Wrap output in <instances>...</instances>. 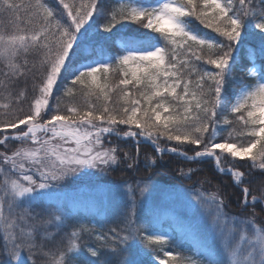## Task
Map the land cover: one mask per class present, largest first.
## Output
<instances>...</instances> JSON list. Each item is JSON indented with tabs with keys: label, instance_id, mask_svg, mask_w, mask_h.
Instances as JSON below:
<instances>
[{
	"label": "snow or ice",
	"instance_id": "1",
	"mask_svg": "<svg viewBox=\"0 0 264 264\" xmlns=\"http://www.w3.org/2000/svg\"><path fill=\"white\" fill-rule=\"evenodd\" d=\"M0 13V264H264V0H0ZM248 35L259 45L246 49ZM141 144L146 169L165 155L211 162L240 212L193 189L212 239L189 244L145 214L146 178L65 192L135 174ZM101 195L118 201L115 227L73 207Z\"/></svg>",
	"mask_w": 264,
	"mask_h": 264
},
{
	"label": "trees",
	"instance_id": "2",
	"mask_svg": "<svg viewBox=\"0 0 264 264\" xmlns=\"http://www.w3.org/2000/svg\"><path fill=\"white\" fill-rule=\"evenodd\" d=\"M17 3L21 2V0H16ZM71 2V0H69ZM79 2V0H77ZM8 16L6 14L0 13V25H4L8 28H11V25L8 23ZM260 38L259 36L252 35L251 38L246 40V49L252 46L259 45ZM246 49H242L240 53L241 62L247 60V51ZM239 74V72H237ZM3 93H0V105L6 103L7 101L2 98ZM77 104L84 103L83 98L77 95L76 99L73 101ZM94 102V101H93ZM25 112L28 110V106L25 103L23 105ZM5 109L0 107V119H3V112ZM11 111V109L9 110ZM113 142L115 143V138H113ZM121 147L125 148L129 151H134L133 145L131 141H121ZM191 154V153H189ZM145 155L152 156L153 150L150 145L141 144L140 145V157L141 162L138 166V172L135 174L126 168H119L117 171L113 172L110 175L105 174H97L91 182L88 180H76L73 179L71 182H66L67 187L65 188V192L77 196L78 194L83 193H95V194H105L109 189H112L114 185L120 184L123 180H132L137 177L146 178L149 184V192H151V199L148 200L147 207L145 209V214L149 215L154 224L159 227H167L168 225H172L174 222L173 215L170 211V205L166 202H161V197L164 192L171 191H182L187 190L191 193L193 189H199L205 194L218 192V194H222L226 199V202L230 205L228 211L230 213H239L240 208L238 207L239 201L242 198V194L239 189L233 185L232 180L227 175L218 174L214 171L213 164L211 162H205L201 165H195L187 163L181 160L178 157L172 155H165L163 159H157V164L151 169H146L144 167V157ZM241 164L246 165L247 161H241ZM224 166H230L225 162ZM199 167L202 170L196 171L192 173L191 179H183L178 173V168H183L187 171L188 168ZM258 179L259 174H254ZM153 186L156 191H153ZM123 188L124 186L121 185ZM219 190V191H218ZM146 196L148 193L145 194ZM99 199H102V206L99 202ZM98 200L83 202L80 199L73 200V207L76 211L82 213L85 217H95L100 221H104L106 216H111V220L108 222V227H115V213L118 208V201H112L109 203V200L106 195H101ZM169 202V201H168ZM173 205V204H172ZM184 207L179 206V210L181 213L176 214V219L178 220V225L184 226V216L186 211L183 209ZM257 213L264 215L261 212L260 205L256 206ZM195 215V211L193 214ZM186 221V220H185ZM186 228L190 230L189 233H180L177 230H174V234L184 239L187 243H192L193 240L198 238H203L208 240L209 242L212 239V228H210L203 221L195 220L194 222L186 223ZM166 229V228H165ZM2 251V248H0ZM3 256H0V259H3ZM37 260V264H41V257L39 254L35 257Z\"/></svg>",
	"mask_w": 264,
	"mask_h": 264
},
{
	"label": "rangeland",
	"instance_id": "3",
	"mask_svg": "<svg viewBox=\"0 0 264 264\" xmlns=\"http://www.w3.org/2000/svg\"><path fill=\"white\" fill-rule=\"evenodd\" d=\"M251 37H252V35H248L246 40L251 38ZM180 192L185 193V195L178 196V193H180ZM161 199H162V201H161L162 203L166 202L170 205L169 211L172 214H174L173 215L174 222H172V225L170 224L167 227H165L166 229H168L170 231L177 230L180 233H185V231H186V233L190 234V230H188V228H186V223L194 222L195 220L203 221L210 228H212L211 218L207 215L206 210L204 208H201L200 206H198L196 204L195 196L193 193H191L187 190L174 191V192L173 191L164 192ZM179 206L184 207L183 208L184 211L187 212V213H185V216H184L185 225L181 226V227L178 225L179 222L176 219V214L181 213V211L179 210ZM193 211H195L196 216L195 215H188V214H193Z\"/></svg>",
	"mask_w": 264,
	"mask_h": 264
}]
</instances>
